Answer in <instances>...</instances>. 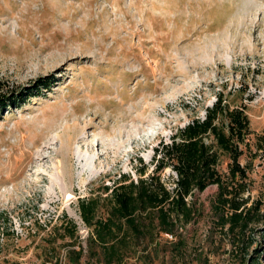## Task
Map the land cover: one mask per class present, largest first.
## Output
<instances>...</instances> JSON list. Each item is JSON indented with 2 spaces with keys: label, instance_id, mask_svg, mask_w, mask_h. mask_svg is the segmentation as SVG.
<instances>
[{
  "label": "rangeland",
  "instance_id": "374dc122",
  "mask_svg": "<svg viewBox=\"0 0 264 264\" xmlns=\"http://www.w3.org/2000/svg\"><path fill=\"white\" fill-rule=\"evenodd\" d=\"M0 83L25 99L0 114V264H106L79 199L150 171L153 148L218 91L247 88L250 128L264 130V0H0ZM240 162L245 197L264 207V161ZM215 188L190 198L193 220L121 244L112 264H248L257 245L240 250L218 223ZM68 219L74 245L58 230Z\"/></svg>",
  "mask_w": 264,
  "mask_h": 264
},
{
  "label": "trees",
  "instance_id": "16d2710c",
  "mask_svg": "<svg viewBox=\"0 0 264 264\" xmlns=\"http://www.w3.org/2000/svg\"><path fill=\"white\" fill-rule=\"evenodd\" d=\"M48 80L45 77L40 82L45 90L51 85ZM3 90L0 83V114L12 102H25L22 93L7 95ZM250 100L247 88L216 92L215 101L204 108L202 118H192L169 141H160L153 148L150 171L144 166L136 179L120 174L111 185L102 182L97 195L78 200L79 215L90 228L89 241L100 249L104 263L121 261V244L142 238L145 247L162 233L172 234L170 226L176 221L193 220L197 212L190 198L210 186L216 187L211 205L218 223L233 235L240 250L248 252L257 245L246 260L248 264L263 263L264 207L245 197L249 165L240 162L246 152L251 159L264 161V130L254 133L250 128L246 113ZM223 157L227 159L225 171L219 169ZM167 168L174 174L170 187L161 178ZM58 230L61 239L69 238L68 244L74 245L78 235L72 220L61 223ZM93 254L99 255L96 251ZM79 258L80 253H76L74 261Z\"/></svg>",
  "mask_w": 264,
  "mask_h": 264
}]
</instances>
